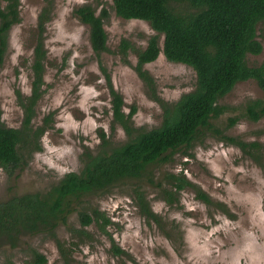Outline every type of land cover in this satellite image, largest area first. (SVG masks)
Wrapping results in <instances>:
<instances>
[{
  "label": "rangeland",
  "instance_id": "rangeland-1",
  "mask_svg": "<svg viewBox=\"0 0 264 264\" xmlns=\"http://www.w3.org/2000/svg\"><path fill=\"white\" fill-rule=\"evenodd\" d=\"M84 4H91L98 13L107 11L104 27L108 51L97 54L93 50L90 26L77 14ZM44 8L51 14L42 34L47 54L33 125L42 124L51 113L53 126L42 137L43 148L34 153L23 170L10 175L0 166V201L16 194L45 191L67 172L80 171L85 149L95 153L102 143V132L113 144L128 139L125 129L114 122L106 75L122 94L126 114L136 108L132 121L138 129L159 126L164 104L174 103L196 85L195 70L169 60L162 50L156 60L143 66L154 82L155 95L151 94L135 68L138 50L144 49L157 32L147 21L117 15L112 0H21L20 22L9 31L0 67V124L22 125V102L32 95L31 60ZM257 34L263 51L247 55L250 65L264 61V20L258 24ZM123 39L132 45L126 53L120 48ZM158 42L163 46L162 36ZM251 98H264L257 82L250 79L237 83L220 100L228 106L220 117L221 127L227 125L231 112H237L235 108ZM226 133L257 142L263 155L260 162L239 146L208 132L188 150L191 155L183 149L159 168L154 167L155 182L165 178L168 171L182 170L211 196L214 204L198 200L195 192L187 188L180 192L179 203L171 206L161 190L146 179L119 182L87 195L73 206L105 211L113 221L108 231L125 252L115 254L111 239L93 224L87 228L94 233V240L73 247L71 264H264V117L258 121L243 117ZM135 186L146 191L147 200L162 220V228L149 224L142 215ZM217 204L224 205L229 213L221 211ZM79 226L77 213L72 212L68 223L57 227L55 236L48 232L26 234L17 246L2 241L0 263L11 259L16 264H30V249L35 248L46 255L49 264H66L56 238L68 246L72 229Z\"/></svg>",
  "mask_w": 264,
  "mask_h": 264
},
{
  "label": "trees",
  "instance_id": "trees-1",
  "mask_svg": "<svg viewBox=\"0 0 264 264\" xmlns=\"http://www.w3.org/2000/svg\"><path fill=\"white\" fill-rule=\"evenodd\" d=\"M20 1L0 0V67L8 47L9 31L20 22ZM112 1L117 15L124 19L147 21L157 32L144 49L138 50L135 68L151 94L155 95L154 82L143 66L156 60L162 50L169 60L185 63L195 70L196 85L174 103L164 104V118L159 126L138 129L132 121L136 108L126 114L122 94L113 88L110 76L106 75L114 122L125 129L128 139L121 144H113L102 132V143L95 153L85 149L80 171L67 172L45 191L16 194L0 201V242L6 241L12 246H17L26 234L48 232L55 236L57 227L61 223L67 224L69 214L76 212L80 226L72 229V240L68 246L56 238L66 264L73 261L71 252L74 246L94 240V233L87 228L93 224L111 239L115 254L125 252L108 231L113 221L105 211L93 206H73L83 197L104 191L119 182L146 179L161 190L163 198L171 206L179 203L180 192L187 188L195 192L198 200L211 205L214 204L211 196L182 170L168 171L164 174L165 178L155 182L154 167L159 168L183 149L191 155L188 150L208 132L224 142L239 146L247 156L258 159V162L263 156L257 142L245 141L226 131L243 117L253 121L263 118L264 98H251L235 108L237 112H231L233 114L227 118L224 128L220 125V117L228 111V106L221 104L220 100L237 83L250 79L255 80L264 92V61L250 65L247 60L248 54L258 55L263 51L257 28L264 20V0ZM50 14L51 11L44 8L39 15V34L31 60L34 71L32 95L22 102L25 109L22 125L10 127L0 124V166L10 175L29 164L34 153L43 148L44 133L53 126L51 113L44 117L42 124L33 125L36 103L44 83L47 54L42 34ZM77 14L90 26L93 50L97 54L108 51L104 27L107 11L103 9L98 13L91 4H84L77 9ZM160 36L163 37V46L158 42ZM121 43L124 53L132 48L127 39ZM133 190L147 222L162 228V220L147 200L144 188L135 186ZM217 207L229 213L224 205L217 204ZM30 256V264H49L46 255L35 248L30 249ZM0 264L16 263L8 259Z\"/></svg>",
  "mask_w": 264,
  "mask_h": 264
},
{
  "label": "clouds",
  "instance_id": "clouds-1",
  "mask_svg": "<svg viewBox=\"0 0 264 264\" xmlns=\"http://www.w3.org/2000/svg\"><path fill=\"white\" fill-rule=\"evenodd\" d=\"M49 163L51 164L52 162H51V161H49ZM61 171H64V169H61Z\"/></svg>",
  "mask_w": 264,
  "mask_h": 264
}]
</instances>
